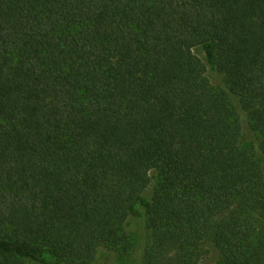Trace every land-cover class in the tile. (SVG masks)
<instances>
[{
    "label": "trees",
    "instance_id": "16d2710c",
    "mask_svg": "<svg viewBox=\"0 0 264 264\" xmlns=\"http://www.w3.org/2000/svg\"><path fill=\"white\" fill-rule=\"evenodd\" d=\"M142 220L146 264H264V0H0V264Z\"/></svg>",
    "mask_w": 264,
    "mask_h": 264
},
{
    "label": "rangeland",
    "instance_id": "374dc122",
    "mask_svg": "<svg viewBox=\"0 0 264 264\" xmlns=\"http://www.w3.org/2000/svg\"><path fill=\"white\" fill-rule=\"evenodd\" d=\"M196 53L204 57L200 51H196ZM208 77L216 89H220L223 86L222 76L218 73L208 71ZM240 117L247 135L245 137L246 141L249 142L253 137L249 131V119L242 113H240ZM133 223L134 228L126 233L127 243L121 247L108 246L100 250L99 259L95 264H146L144 250L149 243L150 231L147 229L145 220L133 221ZM209 255H211L209 251L204 252V261L201 264H214Z\"/></svg>",
    "mask_w": 264,
    "mask_h": 264
}]
</instances>
